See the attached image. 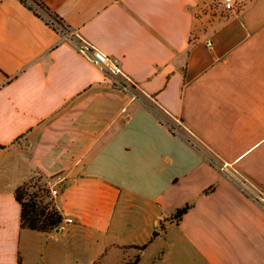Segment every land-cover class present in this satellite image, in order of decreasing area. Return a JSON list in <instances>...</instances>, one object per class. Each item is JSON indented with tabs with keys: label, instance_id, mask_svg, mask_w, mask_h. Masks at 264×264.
<instances>
[{
	"label": "crops",
	"instance_id": "obj_1",
	"mask_svg": "<svg viewBox=\"0 0 264 264\" xmlns=\"http://www.w3.org/2000/svg\"><path fill=\"white\" fill-rule=\"evenodd\" d=\"M44 1L71 34L0 0V264H264V0ZM32 181L52 231L22 226Z\"/></svg>",
	"mask_w": 264,
	"mask_h": 264
},
{
	"label": "trees",
	"instance_id": "obj_2",
	"mask_svg": "<svg viewBox=\"0 0 264 264\" xmlns=\"http://www.w3.org/2000/svg\"><path fill=\"white\" fill-rule=\"evenodd\" d=\"M24 5L29 9L34 11L36 15L44 18L50 25H52L56 30L63 32L65 29L71 28V26L66 22V20L52 7H50L44 0H20ZM48 17L54 19L56 22H59L64 29L53 25ZM1 146V145H0ZM214 186L208 189H213ZM29 185L28 182L20 185L15 190V197L21 205V222L22 226L34 230L49 232L60 226L63 222V215L52 202H46L42 197L43 194L39 192H32L31 194L28 191ZM43 192H48L46 188H41ZM191 205L186 204L185 206L178 208L174 213V218L180 220L183 215L190 209ZM165 226H161L160 231H164ZM160 231H155L152 240L156 238ZM145 245L134 246L138 249H143ZM139 256L131 262L130 264H138ZM20 262V259H19Z\"/></svg>",
	"mask_w": 264,
	"mask_h": 264
},
{
	"label": "built area",
	"instance_id": "obj_3",
	"mask_svg": "<svg viewBox=\"0 0 264 264\" xmlns=\"http://www.w3.org/2000/svg\"><path fill=\"white\" fill-rule=\"evenodd\" d=\"M247 0H205L206 7L210 10L212 14H220V15H230V14H239L242 9L245 7ZM50 22L59 27L60 29H64L63 26L56 22L54 19L48 17ZM71 28L65 29L64 33H70ZM81 52L92 62L98 65L108 66V68L113 72L120 71V67L117 63L116 58H112L107 54H104L98 50L92 49L89 44H85L81 47ZM56 190H51L48 194L49 199L52 200L54 194H56Z\"/></svg>",
	"mask_w": 264,
	"mask_h": 264
},
{
	"label": "rangeland",
	"instance_id": "obj_4",
	"mask_svg": "<svg viewBox=\"0 0 264 264\" xmlns=\"http://www.w3.org/2000/svg\"><path fill=\"white\" fill-rule=\"evenodd\" d=\"M136 92V94H138V95H140L139 94V92L136 90L135 91ZM160 112V115H162V117L166 120V121H168V122H170L172 125H173V123H175L174 122V120L171 118V117H169L168 115H166L165 113H163L162 111H159ZM28 185H29V189H28V191H29V193L31 194L32 192H39V193H41V194H43V198H44V200L46 201V202H52V203H54V201H53V199L52 200H50L49 199V196H48V194H49V190H48V192L46 193V192H43L42 191V189L41 188H45L44 186H42V185H40V184H36L35 182H28Z\"/></svg>",
	"mask_w": 264,
	"mask_h": 264
}]
</instances>
